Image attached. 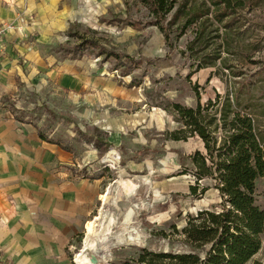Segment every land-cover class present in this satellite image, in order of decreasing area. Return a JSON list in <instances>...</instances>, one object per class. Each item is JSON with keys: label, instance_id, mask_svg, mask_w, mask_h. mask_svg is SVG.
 <instances>
[{"label": "rangeland", "instance_id": "rangeland-1", "mask_svg": "<svg viewBox=\"0 0 264 264\" xmlns=\"http://www.w3.org/2000/svg\"><path fill=\"white\" fill-rule=\"evenodd\" d=\"M135 1L68 0V32L56 47L60 60L94 63L133 93V104L120 103L111 111L106 106L114 125L107 120L86 121L69 88L44 97L42 106L32 93L26 94L20 110L14 108L16 118L40 125L49 141L72 153L70 160L58 162L54 176L60 183L83 185L88 199L89 213L73 240L59 247L46 243L40 264H77L87 224L97 217L100 248L86 252L96 264L98 257L103 264H123L143 249L178 250L180 238L174 236L170 241L164 236L174 233L173 227L181 230L188 216L220 203L214 188L203 198L190 196L195 179L183 172L190 171L192 155L206 154V150L198 136L180 142L168 138L181 128L169 110L172 104L204 107L217 95L232 99L234 93H242V105L250 103L257 115L264 145V5L244 15L240 35L233 36L232 54L223 52L215 61L213 49L203 51L196 46L193 53L189 51L190 31L172 45L166 43L158 29L144 25L147 13ZM200 65L206 67L199 69ZM121 126L117 141L108 145L112 131ZM82 171L100 178L99 182L76 177ZM107 194L104 202L102 196ZM255 198L256 205L264 209V178L256 183ZM255 262H264V237L261 251L249 264ZM0 264L20 263L0 246Z\"/></svg>", "mask_w": 264, "mask_h": 264}, {"label": "crops", "instance_id": "crops-1", "mask_svg": "<svg viewBox=\"0 0 264 264\" xmlns=\"http://www.w3.org/2000/svg\"><path fill=\"white\" fill-rule=\"evenodd\" d=\"M69 16L68 0H0V28L9 27L0 43V246L20 264H40L46 243L73 240L89 213L85 187L54 176L72 153L42 140L40 125L17 120L20 100L32 93L42 106L44 97L69 88L86 121L112 125L106 106L135 101L94 63L58 58ZM120 131H112L108 145Z\"/></svg>", "mask_w": 264, "mask_h": 264}, {"label": "trees", "instance_id": "trees-1", "mask_svg": "<svg viewBox=\"0 0 264 264\" xmlns=\"http://www.w3.org/2000/svg\"><path fill=\"white\" fill-rule=\"evenodd\" d=\"M135 5L147 13L144 25L158 29L166 43L172 45L190 31L193 40L188 44L189 51L193 53L196 46L203 51L213 49L216 61L223 52L232 54L233 36L240 35L244 15L260 8L264 0H136ZM205 67L200 65L199 69ZM241 95L234 93L232 99L217 95L204 107H169L181 128L168 138L180 142L198 136L206 150V154L198 151L192 155L190 171L183 172L195 179L190 196L203 198L214 188L221 201L188 216L181 230L173 227L174 233L164 236L170 241L178 236V250L143 249L123 264H249L261 251L264 209L256 205L255 195L257 181L264 178V145L258 134L257 115L250 103L242 105ZM39 135L52 143L40 130ZM76 177L98 179L86 171Z\"/></svg>", "mask_w": 264, "mask_h": 264}, {"label": "bare ground", "instance_id": "bare-ground-1", "mask_svg": "<svg viewBox=\"0 0 264 264\" xmlns=\"http://www.w3.org/2000/svg\"><path fill=\"white\" fill-rule=\"evenodd\" d=\"M143 182V181H142ZM144 182H146V180H144ZM102 200L104 202H106L108 200V194L105 195V196H102ZM99 217L95 218V220L93 221H90L88 224H87V228H86V231H87V236H86V240H85V246H84V249L82 250V252L76 256V263L77 264H96L94 263L90 258L89 256L86 254V252L88 250H95L99 247V239L97 237V232H98V227H100L101 225L97 223V221H99ZM128 219V218H127ZM112 220H110L111 222ZM110 232V231H109ZM108 234V233H106ZM118 237V236H117ZM115 238V237H114ZM130 239V238H129ZM121 238L118 237L116 239L117 243H120L121 242ZM132 240V238H131ZM110 242H112L111 240H109V243L106 244V247L108 248V245L110 244ZM130 242V240H129ZM139 243V242H138ZM112 245V244H111ZM100 248V247H99ZM94 255V254H92ZM98 255H99V252H98ZM101 256V255H100ZM102 257V256H101ZM98 260V264H103L104 261H103V258H100L98 257L97 258Z\"/></svg>", "mask_w": 264, "mask_h": 264}, {"label": "built area", "instance_id": "built-area-1", "mask_svg": "<svg viewBox=\"0 0 264 264\" xmlns=\"http://www.w3.org/2000/svg\"><path fill=\"white\" fill-rule=\"evenodd\" d=\"M8 30H9L8 26H3L2 28H0V43L3 41Z\"/></svg>", "mask_w": 264, "mask_h": 264}]
</instances>
